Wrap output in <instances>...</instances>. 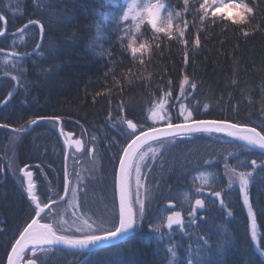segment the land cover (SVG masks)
<instances>
[{
	"label": "trees",
	"instance_id": "obj_1",
	"mask_svg": "<svg viewBox=\"0 0 264 264\" xmlns=\"http://www.w3.org/2000/svg\"><path fill=\"white\" fill-rule=\"evenodd\" d=\"M240 1L237 16L221 0H158L171 27L157 33L147 18L131 14V0H0L7 27L0 35V264L36 212L20 170L32 172L41 204L63 192L58 123L39 120L26 130L37 117L60 119L62 131L85 144L86 152L68 154L69 190L80 185L79 208L98 220L116 206L117 163L140 131L185 122L189 112L198 120L264 129V0ZM3 27L0 21V32ZM141 44L143 50L131 51ZM153 145L159 150L144 184L151 204L127 238L90 252L39 248L31 258L29 250L21 264H187L196 256L205 264H217L218 257L220 264H264V154L200 133L153 142L138 156ZM240 173H250L258 249L234 182ZM205 174L209 184L200 187ZM130 191L134 203L132 183ZM217 191L221 198L211 195ZM197 196L206 200L201 211L192 204ZM66 204L51 206L40 220L72 236L59 227ZM170 204L185 218L167 230Z\"/></svg>",
	"mask_w": 264,
	"mask_h": 264
},
{
	"label": "snow or ice",
	"instance_id": "obj_2",
	"mask_svg": "<svg viewBox=\"0 0 264 264\" xmlns=\"http://www.w3.org/2000/svg\"><path fill=\"white\" fill-rule=\"evenodd\" d=\"M165 5L161 3L151 4L147 7V23L151 25V27L157 32H168L171 27V14L167 18L161 17L160 10L164 8ZM233 8L240 9L242 6L238 4L231 5ZM252 9L248 7H243L242 12H251ZM237 16H241V13H237ZM127 16V13H125ZM236 17H232L235 19ZM4 20L3 16H0V21ZM30 24H40V21L30 22ZM165 25V26H160ZM41 42L43 39L44 27L41 25ZM145 45L141 44L140 48L132 47L131 51L136 53L138 50H143ZM155 115V113H153ZM183 116V112L181 113ZM183 123H166L165 127L156 128L152 127L149 131L144 132L140 131L139 135L135 136V139L128 144L127 147L123 148V155L119 157V171L115 174V185L119 190V212H118V222H117V213L115 210V206L113 205L110 211H107L106 214L102 216L99 221H94L95 227L93 224L87 223L85 221V225L87 227V231L82 232L79 237L74 236H58L55 231H53V227L51 224H39L36 218H33L31 223L28 224L26 228L21 232V239L17 240L16 243L12 247V251L14 253L19 254L26 248L28 245H32L34 248L38 245L45 244H53V243H62L64 245H70L73 247H79L81 249H86L89 246H110L113 241H119L123 234H125L129 229L132 228L134 223L139 222V218L145 216L148 207H150L151 202L149 201L146 205L145 201L137 195L135 202L131 201L130 191H129V181L131 177V168L132 163L130 161V157L133 155L134 150L141 144L143 141L152 140V139H161L168 135L184 137L189 136L192 133L204 131V132H216V133H225L227 132L228 136L237 137L241 140L247 141L248 144H256L261 149H264V135L261 133L264 132V129L261 132H257L255 128L252 129H241L238 124H231L225 120H198L194 119L192 113L189 112L187 116H183ZM58 118H47V117H37L36 120L30 121L31 124H36L38 120H49L50 123H55ZM163 117L161 120L163 121ZM128 127L130 129L135 128L132 121H127ZM19 131H23V129H19ZM243 131L248 134L239 135V133ZM135 135V132L132 133ZM79 144V141H77ZM264 164V161L261 162ZM252 164L255 165L256 161L253 160ZM24 172V169L20 170ZM232 172L235 173V169H232ZM136 174H137V188L140 187L139 177L141 175L140 167L136 165ZM25 175L28 177L32 176L31 172H25ZM67 175V174H66ZM250 173H240L239 174V183H240V191L244 194V204L248 205V213L249 216H252V207L249 205V198L246 193V189L248 187L249 181L247 176ZM67 188V183L65 184ZM33 185L31 181L28 183V194L31 196L32 200H35L36 197L32 195ZM211 195L216 198H221L222 192L217 191L211 193ZM221 205L224 204V200L220 199ZM138 205V208L134 211V206ZM196 206H202L203 201L201 199H197L195 201ZM48 205H44V208H40L39 205H36V217L43 218L42 213L48 208ZM231 213H229L230 215ZM193 213H189V216H192ZM181 213L173 212L167 216V225L171 227L173 224L180 223ZM254 220V217H253ZM156 231L160 230V225H154ZM78 233H81V229H77ZM89 232L93 233H101V234H89ZM253 238H255V232H253ZM207 243V241H206ZM9 264H13L12 256L9 255ZM28 264H36L34 260H29ZM171 264V261H169ZM187 264H205V262L199 259V256L193 257L187 261ZM217 264H220L219 257L217 258Z\"/></svg>",
	"mask_w": 264,
	"mask_h": 264
},
{
	"label": "rangeland",
	"instance_id": "obj_3",
	"mask_svg": "<svg viewBox=\"0 0 264 264\" xmlns=\"http://www.w3.org/2000/svg\"><path fill=\"white\" fill-rule=\"evenodd\" d=\"M131 2H133L132 5H130V11H132L131 14H133L134 17L147 18V13H146L147 7L150 6L151 4H156L158 2V0H131ZM221 2H222V4H221L222 7H224L227 10V12L232 13V14H235L240 9L233 8V7H231V5L238 4V5L242 6V3L240 0H221ZM160 15L162 16L161 11H160ZM158 116H159V114H157V113L155 115H153L154 118H156ZM84 146H85V144L83 143V147H82L81 152H86ZM158 150H159L158 145L150 146V147L146 148L141 153V155L138 156L134 160V163L132 166V172H131V179H132L131 183H132V190H133V195H134V202L137 198V195H139V197L141 199H143V200L145 199L144 184H145V179H146V176H145L146 168L148 169L149 166L152 164L151 161L154 160L153 157L155 156V154ZM91 152H92V150H88L87 154H89ZM122 152H123V150H122ZM122 152H121V154H122ZM90 161H89V163H90ZM137 164L139 165L140 172H141V175L139 177V182H140L139 188H137V174H136V165ZM86 166L87 165H85V167ZM88 166H89V164H88ZM24 170L29 171L27 169H24ZM247 179H248V181H250V175L247 176ZM24 180H25V177H24ZM199 182H200V187H202L203 185H205V186L208 185L209 184L208 176L205 174L203 179H200ZM234 182L238 183L240 186L239 174L236 175V179ZM248 186H249V184H248ZM247 189H248V187H247ZM247 189H246V193H247ZM200 190H201L200 191L201 194L202 193L208 194V192H204L203 188H201ZM80 192H81L80 185H78V184L75 185L74 183H72V189L68 190L67 196H66L67 204H66V209L64 211L66 215H65L64 219L62 220V222L59 221V227H60V229H62V232H66L67 234H70L72 236H78V235H81L82 232L87 231L85 221H87V223H89V224H93L94 227H95V224L93 222L99 221L98 219L90 216L89 214L83 213L81 211V209L79 208V202H78L79 198L78 197H79ZM241 195H242V201L244 204V199H243L244 194L241 193ZM247 195H248V193H247ZM199 198L203 199V208H204L206 205V200H205V197H203V196H197L193 200L192 204H193V206H195V201ZM136 206L138 208V205H136ZM244 206L246 207V209L248 211V205L244 204ZM176 207H178V206H176ZM176 207L174 204L169 205V208L177 209V210H180L181 212H183V210L178 209ZM115 210L117 213V207L116 206H115ZM66 212H68V213H66ZM248 215H249V213H248ZM193 216H194V213H193ZM253 217H254L253 215L249 216V228H250V234H251V238H252V241L254 244V248L258 249V243H257L258 242L257 241L258 230L256 228V223H255V220H253ZM117 222H118V213H117ZM179 227H180V225H179ZM60 229H59V232H60ZM77 229H81V233H78ZM253 232H255V238H253ZM89 234H97V233L89 232ZM38 249L39 248L31 249L30 251L28 250L29 251L28 256L32 258L37 253ZM23 258H24V256H23ZM23 258H22L21 262L23 261ZM21 262H20V264H21Z\"/></svg>",
	"mask_w": 264,
	"mask_h": 264
},
{
	"label": "water",
	"instance_id": "obj_4",
	"mask_svg": "<svg viewBox=\"0 0 264 264\" xmlns=\"http://www.w3.org/2000/svg\"><path fill=\"white\" fill-rule=\"evenodd\" d=\"M1 16V15H0ZM2 22L4 23V27H3V30L0 32V35H2V34H4L5 33V31H6V20L4 19V20H2ZM206 120H212V119H206ZM39 121V120H38ZM56 122L58 123V132H59V134H60V136H61V138H62V140H63V142H64V146H65V157H64V168H65V170H64V190H63V193H62V196H61V198H59L58 200H54V201H50V202H48L47 204H45V205H48L49 207L42 213V215L52 206V205H54V204H58V203H61V202H63L65 199H66V196H67V192H68V189H69V180H68V176L66 175L67 174V172H66V161H67V156H68V153H69V150L72 148V149H74L75 151H77V152H80L81 151V149H82V141L80 140V139H78L77 141H79V144H77V141H74L73 139H72V137H73V134L72 133H68V132H65V133H63V131H62V129H61V121L59 120V119H57L56 120ZM183 123V122H182ZM228 123H231V122H228ZM173 124H175V123H173ZM231 124H235V123H231ZM34 124H31L26 130H29L32 126H33ZM239 125V124H238ZM166 125H162V126H157L156 128H162V127H165ZM240 127H241V129H252V128H254V127H252V126H248V125H240ZM149 129L150 128H148V129H146V130H143L144 132H147V131H149ZM256 129V128H255ZM26 130H23V131H26ZM257 130V132H260L258 129H256ZM200 133H209V134H215V135H221V136H224V137H226V138H228V139H231V140H234V141H236V142H238L239 144H241V145H243V146H245V147H247V148H250V149H253V150H256V151H260V152H262L263 154H264V149H261L258 145H256V144H248L247 143V141H245V140H241V139H239L238 138V136L237 137H231V136H228L227 135V132H225V133H216V132H214V131H212V132H204V131H200V132H196V133H192L191 135H189V136H184V137H178V138H190V137H192L194 134H200ZM140 134V132L138 133V134H136V135H139ZM246 134H248V133H246V132H243V131H241L240 133H239V135H246ZM262 134V133H261ZM135 135V136H136ZM263 135V134H262ZM135 136L126 144V146L125 147H127L128 146V144L129 143H131V141L132 140H134L135 139ZM173 137H177V136H172V135H168V136H166V137H163V138H161V139H152V140H147V141H143V142H141V144L134 150V152H133V155L130 157V161H131V163L133 164V161H134V159H135V156L137 155V153L142 149V148H144L145 146H147L148 144H150V143H153V142H156V141H159V140H164V139H168V138H173ZM121 155H123V152H122V154ZM119 171V161H118V164H117V168H116V173ZM28 172H30V171H28ZM22 173V175H24V177H25V180H24V185H25V190H26V194H27V197H28V199H30L32 202H33V204H34V206L36 207V205H39L40 206V208H44V205H41L40 203H39V201H38V197L35 195V191H34V183H33V174H32V176L31 177H28V176H26L25 175V171L24 172H21ZM32 173V172H31ZM115 173V174H116ZM29 181H31V183H32V185H33V189H32V195H34L35 197H36V199L35 200H32V198H31V196H29V194H28V183H29ZM67 183V185H68V187L66 188L65 187V184ZM130 191V190H129ZM115 197H116V205H117V213L119 212V190H118V188L116 187V185H115ZM200 199V198H199ZM202 200V199H201ZM196 206V205H195ZM197 208H202L203 207V205L202 206H196ZM173 212H179V213H181V216H180V223L179 224H173L171 227H168V225H167V217L165 218V220H164V224H163V226H164V228L165 229H169V228H172V227H175V226H178V225H180L181 223H182V220H183V213L181 212V211H179V210H174ZM173 212H171V213H173ZM171 213H169L168 215H170ZM167 215V216H168ZM34 218H36L37 220H38V223L39 224H49V223H46V222H42V221H40V217H36V213H35V216H34ZM32 221V220H31ZM31 221L29 222V223H31ZM28 223V224H29ZM28 224L24 227V228H26L27 226H28ZM135 224V223H134ZM134 224H133V226H132V228L131 229H129L125 234H123V236L121 237V239L119 240V241H113L111 244H116V243H118V242H121L122 240H124L125 238H127L131 233H132V231H133V229H134ZM24 230V229H23ZM22 230V231H23ZM21 231V232H22ZM53 231H55L54 229H53ZM56 232V231H55ZM21 234V233H20ZM20 234L18 235V237L16 238V240L14 241V243L12 244V246H11V248H10V250H9V252H8V255H7V257H6V263L5 264H9V255H11L12 256V261H13V264H20V262H21V260H22V258H23V256H24V254L29 250V249H35V248H58V249H62V250H67V251H74V252H90V251H92V250H95V249H97V248H100V247H103V246H89L88 248H86V249H81V248H79V247H73V246H70V245H64V244H62V243H53V244H45V245H38V246H36L35 248L32 246V245H28L26 248H24V250L22 251V252H20L19 254H17V253H14L13 251H12V247H13V245L16 243V241L17 240H19V239H21V236H20ZM56 234L58 235V236H60V235H62V234H59V233H57L56 232Z\"/></svg>",
	"mask_w": 264,
	"mask_h": 264
},
{
	"label": "flooded vegetation",
	"instance_id": "obj_5",
	"mask_svg": "<svg viewBox=\"0 0 264 264\" xmlns=\"http://www.w3.org/2000/svg\"><path fill=\"white\" fill-rule=\"evenodd\" d=\"M72 139L74 140V141H76L78 138H76V137H72ZM62 142H63V140H62ZM63 145H64V142H63ZM73 150V149H72ZM81 152V151H80ZM79 152V153H80ZM64 190V189H63ZM63 193V192H62ZM45 214V213H44ZM200 217V216H199Z\"/></svg>",
	"mask_w": 264,
	"mask_h": 264
},
{
	"label": "bare ground",
	"instance_id": "obj_6",
	"mask_svg": "<svg viewBox=\"0 0 264 264\" xmlns=\"http://www.w3.org/2000/svg\"><path fill=\"white\" fill-rule=\"evenodd\" d=\"M197 210L201 211V209H197ZM200 217H201V215H200Z\"/></svg>",
	"mask_w": 264,
	"mask_h": 264
}]
</instances>
